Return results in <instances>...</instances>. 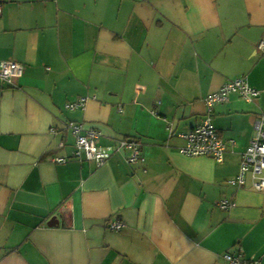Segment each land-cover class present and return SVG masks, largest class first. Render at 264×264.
I'll return each mask as SVG.
<instances>
[{"label": "crops", "instance_id": "obj_1", "mask_svg": "<svg viewBox=\"0 0 264 264\" xmlns=\"http://www.w3.org/2000/svg\"><path fill=\"white\" fill-rule=\"evenodd\" d=\"M0 7V62L23 66L13 85L0 80V264H226L240 252L264 264V190L227 182L264 114V0ZM239 76L258 96L213 106L223 161L180 154L177 134L201 122L204 98ZM80 96L83 110L64 108ZM68 122L100 132L103 165L52 161L73 151ZM121 139L144 164L128 165Z\"/></svg>", "mask_w": 264, "mask_h": 264}, {"label": "built area", "instance_id": "obj_2", "mask_svg": "<svg viewBox=\"0 0 264 264\" xmlns=\"http://www.w3.org/2000/svg\"><path fill=\"white\" fill-rule=\"evenodd\" d=\"M1 14V7H0ZM259 50H264V40L258 45ZM23 74V66L16 61L3 60L0 62V80L6 84L13 85ZM236 94L246 102H252L258 91L250 86L247 76H239L233 80L226 81L217 91L208 94L204 98L206 113L201 122L186 133H178L177 137L183 140V145L178 149L179 153L186 157H209L215 162L221 163L227 151L228 144L217 133L212 121L211 114L213 106L222 104L229 100V96ZM88 98L77 97L67 102L66 110H83ZM67 129L74 138L73 151L70 156H60L52 161L55 164H65L68 161H87L96 166L103 165L111 156L112 150L102 148L98 145L100 132L96 129H84L82 124L68 122ZM255 134L245 148L239 166L238 174L230 179L228 184L236 187H243L246 177L249 176L252 186L256 191L264 190V114L257 116L254 124ZM51 133H56L54 128ZM63 144L60 143L59 146ZM233 145V142H230ZM118 151H128L127 163L130 166L144 164L145 158L142 155L139 145L132 139H121L116 148ZM144 170V168H143ZM221 209L232 206L229 200H221L218 203ZM106 227L111 231H120L124 224L118 220H110ZM226 264H249L242 257L241 252L236 254L225 253L222 256Z\"/></svg>", "mask_w": 264, "mask_h": 264}]
</instances>
